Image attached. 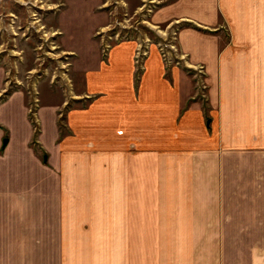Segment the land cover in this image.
<instances>
[{
  "label": "crops",
  "instance_id": "1",
  "mask_svg": "<svg viewBox=\"0 0 264 264\" xmlns=\"http://www.w3.org/2000/svg\"><path fill=\"white\" fill-rule=\"evenodd\" d=\"M158 1L178 60L97 54L36 138L0 106V264H264V0Z\"/></svg>",
  "mask_w": 264,
  "mask_h": 264
},
{
  "label": "rangeland",
  "instance_id": "2",
  "mask_svg": "<svg viewBox=\"0 0 264 264\" xmlns=\"http://www.w3.org/2000/svg\"><path fill=\"white\" fill-rule=\"evenodd\" d=\"M159 7L158 0H0V106L17 94L25 98L36 138L39 108L59 106L65 127L67 113L87 105L84 67L97 54L135 40L136 58L157 46L178 60L179 26L155 23ZM41 247L48 254V245Z\"/></svg>",
  "mask_w": 264,
  "mask_h": 264
},
{
  "label": "built area",
  "instance_id": "3",
  "mask_svg": "<svg viewBox=\"0 0 264 264\" xmlns=\"http://www.w3.org/2000/svg\"><path fill=\"white\" fill-rule=\"evenodd\" d=\"M142 56H143V55H142ZM142 56H141V57H139V60L142 58ZM139 60H138V58H137V62H138Z\"/></svg>",
  "mask_w": 264,
  "mask_h": 264
},
{
  "label": "bare ground",
  "instance_id": "4",
  "mask_svg": "<svg viewBox=\"0 0 264 264\" xmlns=\"http://www.w3.org/2000/svg\"><path fill=\"white\" fill-rule=\"evenodd\" d=\"M50 103H51V101H50ZM37 142V141H36Z\"/></svg>",
  "mask_w": 264,
  "mask_h": 264
}]
</instances>
